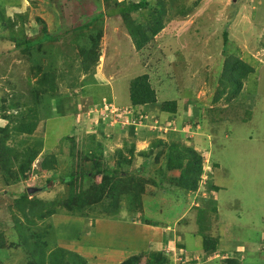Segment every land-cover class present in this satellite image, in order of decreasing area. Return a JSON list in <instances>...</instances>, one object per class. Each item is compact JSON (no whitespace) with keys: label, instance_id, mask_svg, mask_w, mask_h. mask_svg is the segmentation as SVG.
<instances>
[{"label":"rangeland","instance_id":"obj_1","mask_svg":"<svg viewBox=\"0 0 264 264\" xmlns=\"http://www.w3.org/2000/svg\"><path fill=\"white\" fill-rule=\"evenodd\" d=\"M112 1L0 0V12L3 13L0 18V97L12 90L10 80L15 81L20 93H26L27 83H36L44 74L35 73L32 62L15 47L14 38L8 31L12 29L11 25L14 24L13 31H17L24 22L26 33L32 36L45 23L52 34H59L80 26L97 13L107 12L113 7ZM162 1L165 5L162 29L144 50L136 48L119 14L104 16L91 23L88 31L76 32V41L67 36L54 45L46 44L45 50L50 49L53 59L45 57L43 68L51 60L60 65L56 56L63 50L59 57L63 59L61 67L66 68L69 61L79 57L81 47L90 42L97 44V63L86 72L75 74L76 67L73 68V74L79 76L78 87L69 84L71 77L67 72L58 89L60 94L68 93L67 103L76 99L79 112L84 108L88 110L85 119L79 112L77 116L65 112L61 116L43 118L32 135L20 134L16 140H7V144L17 150L26 145L23 140L27 144H43L25 179L7 186L8 170L4 173L5 169L0 168V237L4 244V248H0V264H26L31 251L19 236L12 213L19 217L21 231L28 224L14 211L13 195L23 194L27 187L42 185L46 188L29 194V198L52 200L56 205H48L46 212L51 213L32 225L34 228L28 237L45 246L46 256L55 247H62L83 257L87 264H119L124 256H115L123 254L126 257L134 253L130 250L148 249L151 240L155 242L152 246L155 250L164 249L172 241H180L192 251L191 254L199 255L200 264L227 263L213 258V253L204 254L203 237L208 235L220 236L219 254L228 250L234 264H264V0H172V4L170 0ZM186 8L187 13H180ZM224 31L228 32L227 40ZM14 37L20 38L15 33ZM232 52L244 59L254 58L251 64L254 70L246 79L242 101L221 97L217 102H211L219 86L217 76ZM144 73L150 74L158 98L156 104L145 107L149 112L145 122L153 123L157 118L154 127L157 131L148 135L136 133L135 136L130 132L134 126L124 125L121 118L115 120L120 115L107 112L111 114L107 117L106 111L94 108L112 103L120 112L130 107V82ZM3 100L0 98V105L3 104L0 128L12 125L3 115L21 109L8 110L6 105L10 102ZM172 100L178 102L175 115L160 107L161 103ZM188 100L193 104L200 103V108L195 110V105ZM4 105L6 108L2 109ZM71 106L75 107L76 103ZM123 119L127 122L129 118ZM80 121H84V125L79 126ZM75 126L79 127L75 140L80 143L81 157L74 161L70 156V139L61 143L60 138L72 135ZM109 126L115 129L110 131ZM230 127L233 134L227 137ZM137 130L138 133L148 131L146 125H138ZM92 137L96 141L93 142ZM157 137L166 141L174 139L200 155L203 158L202 176L196 191L170 186L166 179L160 181L161 187H168L165 195L160 187L145 181L144 217L160 222L159 226L141 223L136 226L128 215L132 210L131 200L121 193L110 196V184L106 185L103 177H91V172L97 169V162L115 166L120 160L117 151L129 155L124 145L133 142L134 160L128 166L131 174L117 175L111 183L118 184L120 179H127L132 185L121 187L133 189L137 186L133 182L136 183L141 175L146 178L156 176L157 180V169L162 164L150 166L145 171L142 168L144 157L140 155L148 149L151 139ZM92 149L97 150V162L92 157ZM52 155L56 160L55 168L41 170L40 162ZM73 165L89 173L84 176L83 189L98 188L97 198L94 199L95 193H91L90 200L94 202L85 207H66L63 202L69 185L61 181ZM133 169L141 174H134ZM179 173V170H165L168 176L176 177ZM49 177L53 178L50 183L46 180ZM212 184L219 189L211 190ZM155 201L159 202V208L151 209ZM173 203L175 206L168 208ZM182 216L184 219L179 223L177 219ZM140 226L143 230L136 228ZM167 227L170 229L166 230ZM173 248L174 245L171 250Z\"/></svg>","mask_w":264,"mask_h":264},{"label":"trees","instance_id":"obj_2","mask_svg":"<svg viewBox=\"0 0 264 264\" xmlns=\"http://www.w3.org/2000/svg\"><path fill=\"white\" fill-rule=\"evenodd\" d=\"M106 1L108 2L112 0ZM162 2V0H157V2L153 4L151 0H113V7L107 12L97 13L91 18H87V21L80 26H76L71 30H67L59 34H52L45 23H43L38 32L32 36H29L26 33L24 22L21 25V29L17 31H13L14 24L10 26L12 29H9L8 31L14 38L13 41L15 42V47L20 48V52L23 54L22 56L26 57L32 62L31 64L33 69L36 68L37 71L35 73L38 74L42 72L44 74L39 77L36 83H32V85L29 84L30 82L28 80L29 83H27L28 89L26 93H20V91L16 89L17 86H15V81L10 80L9 85L12 90L4 92V95L0 97L1 100L4 99L3 101L9 100L10 103L6 105L9 108L8 110H14L21 107L17 113L15 110V112L9 111V113L3 115L5 118L11 121L12 125L10 126L7 124L4 128H0V168L5 169L3 171L4 173L8 170V175L5 178L7 181V186L8 184L17 183L26 178L27 172L30 170L32 162L38 156L43 144L41 142L27 144L28 142H25V140L22 138L21 141L23 140L26 145H24L21 150H17L15 147L7 144V140L9 138L16 140L17 136L20 134L32 135L36 130L37 124L43 118L49 119L51 117L61 116L65 112L74 114L75 116L79 112L76 99L74 98L73 100L72 97V101L67 103L66 100L68 93L60 94L58 92L59 83L61 80L64 81L66 79V73L69 72L68 76L71 77L69 84L72 87H78L77 81L79 76L75 74L89 71L91 66L95 65V63L98 61L99 51L98 47L96 46L97 44L89 41L90 43L88 45L80 48L81 52L78 54L79 57L69 61L66 68L61 67L63 59L59 57L64 50L61 51L58 56H56L59 63L61 62L60 65L50 59L51 63L49 62L47 67L43 68L42 60L45 57H51L53 59V56L50 55V49H48L47 52L45 50L46 44L59 43L63 37L66 38L67 36H70L72 41H76V32L82 31L83 29H87L85 31H88V27L91 26V23H94L97 19L101 20L104 16L111 17L119 14L122 16L125 25L128 27L129 34L132 37L136 48L139 51L144 50L145 46L148 45V43L162 29V20L165 8L164 3ZM170 2L172 4V0H170ZM192 4L194 5L195 3ZM180 13H187V8L184 11H180ZM1 14L3 13L0 12V18ZM14 33L20 36V38H15ZM224 38L225 40L228 38L227 31H224ZM252 59H254L252 56L244 59L233 52L230 56H227L221 74L217 76L219 86L216 88V93L211 102H217L221 97H224L228 101H235L238 98L240 101H242L241 94L243 93L246 79L254 70V67L251 65ZM64 60L67 61V59ZM73 68L76 70L75 74H73ZM13 86L15 88H13ZM246 95H248V93ZM129 96L131 107L134 111V119H139L142 117V115L149 114V112L145 110V107L154 105L158 101L157 90L156 87L153 86L150 74L144 73L131 80ZM188 102L191 101L188 100ZM75 103V107L71 106ZM2 105H0V107ZM193 105H195V110H197V107L200 108V103ZM6 106L4 105L2 109H5ZM68 107H72L69 112L67 111ZM160 107L162 111L171 112V114L175 115L177 114L178 110V102L176 100L163 102L161 103ZM87 110V108H84L78 114L82 116L83 119H85ZM240 117L244 118V116ZM153 123H148L146 125L148 131H144V133L137 132V135L154 134L151 132L157 131V129L154 130V127H156L157 124L155 122ZM78 125H84V121H80ZM109 128L110 131L115 129V127ZM78 129L79 127L77 128L75 126L72 135L67 134L60 138L61 143L66 139H70V156L74 161L81 157L78 152L80 143L75 140L76 131H78ZM228 130L229 132L227 133V137L233 134L231 127ZM132 131H135L134 127H131L130 132L132 133ZM171 131L174 132L172 129ZM133 135H135V133ZM103 136L106 138V133ZM109 137L113 138L112 135H109ZM250 137L252 138V136ZM92 140L93 142L96 141L95 137H92ZM128 144L129 143L126 142L124 148L128 150L129 155H124L121 150L117 151V153L120 155V160H118L119 163H115V166H109L108 164H102L100 162L98 163L96 161L97 150L92 149V157L97 162L95 163L98 167L96 166L97 169L93 167L95 170L91 172V177H103L104 183H106V185L110 184L111 186L110 196L121 193L124 197H127L128 200H131L130 205L132 210L128 211V215L133 223L159 226L160 221L151 220L150 218L144 217L145 207L143 195L146 190L144 185L145 181H151L155 186L160 187L161 192L164 195L166 194L168 187L164 185L161 187L160 181L163 182L165 179L170 181V186L181 187L187 191H196L202 176L203 158L196 154V152H194L191 148L182 145L174 139L169 141L159 137L151 139L148 149L140 153V155L144 157L142 168H144L146 171L148 170V167L150 168V166L162 164L157 169L158 179L156 180V176L146 178L141 175L137 177V181L134 180L136 183L133 182V184L137 186H134L133 189L129 186L121 187V185H132V182L127 179H120L118 184H114L111 183V180L117 175L126 176L132 172L128 166L134 160L135 145L132 142L129 144V147ZM163 160H166V162H162ZM55 163L56 160L54 155L51 157H45L40 162V169L43 171L53 170L55 168ZM164 167L168 172L170 170H179L180 173L176 177H173V175L168 176L165 174V170H162ZM133 171L136 175L141 174V171L138 172L135 169H133ZM88 174L89 173L84 172L83 169L77 168L75 165H73L71 171L67 173V175L63 176L61 181L62 184L69 185L66 196H63L65 197L63 202L66 207H72L74 205L85 207L87 204L93 203L94 201L90 200V195L93 192L95 193L94 199L97 198V187L91 190L82 188L84 176ZM46 180L50 183L53 181V178L49 177ZM38 187L46 188L45 185ZM218 189V186L214 184L211 185V190L216 191ZM13 196L15 197L14 211L21 214L28 224L25 230L21 231L19 217H17L14 212L12 213V216L14 217V220L12 219L14 226L19 231L18 234L23 239L24 244H26L27 248L31 251L26 264H87L83 257L62 247H55L52 249L49 253V258H47L45 255V246L37 240H30V237H28L32 232V228H34L33 226L37 224V221L43 220L47 214L51 213V211H46L48 210V205H56L55 201L49 200V202H47L40 198H29L30 195L27 191V188L24 189L23 194H14ZM158 203L159 202L156 203V201L153 202V204L150 206L151 209L159 208ZM173 204L169 205L168 208L174 207L175 204ZM183 219L184 218L181 217V219L178 218L177 221L180 223ZM185 219L187 220V218ZM203 240L202 248L204 249V254L213 253V258H219L221 261L227 262L225 264L235 263L233 257L229 256L228 250L227 252H224L225 254L220 253L221 255H218L220 236L209 237L206 235L203 237ZM175 245L183 251L187 249L185 243L180 241H175ZM0 248H4L1 237ZM151 248L152 246H150L148 249L140 250L139 252H137V249H133L130 251H133L134 253L126 255V257L123 254L115 257L119 258L124 256L121 263L119 264H172V254L170 256V254L167 253V255L163 250H155V248H152L154 250H151ZM165 248H167V246ZM191 252V250H188V255H190L187 257L188 261L190 259L191 262L193 261L194 263L198 264L200 259L199 255L193 253L191 254ZM185 256L187 255L184 253L182 257Z\"/></svg>","mask_w":264,"mask_h":264},{"label":"clouds","instance_id":"obj_3","mask_svg":"<svg viewBox=\"0 0 264 264\" xmlns=\"http://www.w3.org/2000/svg\"><path fill=\"white\" fill-rule=\"evenodd\" d=\"M112 106V103H106L105 104V106H103V107H100V108H94L95 110H102V112L103 111H106V116L107 117H110V115L112 114L108 109L106 110V107H111ZM119 110V109H118ZM129 111V114L127 113ZM107 112H110L111 114H107ZM120 113H124V114H122V116L121 117H119V118H115V120L116 119H120V118H122V120L123 121H121L123 124L124 123H126L127 125L126 126H134V130H135V132L137 133L138 131H137V126L138 125H147V122H145V120H148V117H149V114H144V115H142V117H140L139 119H134V117H133V113H134V111H133V109H132V107L130 106V107H126V108H124V109H121V111H120ZM118 117V116H117ZM131 117V120L130 119H128V118H130ZM113 118V117H112ZM123 118H126V119H128V121L127 122H125V120L123 119ZM144 119V120H143ZM155 120V123H157L158 122V119L157 118H154ZM125 125V124H124ZM124 125H122V127H121V129H123L124 128ZM109 127H111V126H109ZM97 128V127H96ZM172 130H174V131H176V129H172ZM135 133V134H136ZM111 136V135H110ZM136 136V135H135ZM108 137H109V135H108ZM146 150V149H145ZM37 188H39V190L38 191H40L42 188H40V187H37ZM27 189H28V187H27ZM28 191V190H27ZM38 191H36V192H38ZM34 194V193H33ZM185 216V215H184ZM184 216H182V218L184 217ZM219 244H220V242H219ZM219 246H221V244L219 245ZM218 246V247H219ZM179 247H177L176 245H175V242H174V248H173V250H171V247L169 246H167V248H164V249H160V250H163V251H165V253L167 254H170V256H171V254L173 255V257L171 256V258H172V264H191V260L189 259V261H188V259H187V257L188 256H190V255H188V250L187 249H185L184 251L182 250V249H178ZM203 249V248H202ZM204 250V249H203ZM221 249L219 248V251H220ZM45 252H46V250H45ZM185 253V255H187V256H185V257H182V255ZM167 254V255H168ZM46 255V254H45ZM218 255H220L219 254V252H218ZM47 258H49V255L48 256H46Z\"/></svg>","mask_w":264,"mask_h":264},{"label":"crops","instance_id":"obj_4","mask_svg":"<svg viewBox=\"0 0 264 264\" xmlns=\"http://www.w3.org/2000/svg\"><path fill=\"white\" fill-rule=\"evenodd\" d=\"M134 133H136L135 131H132V134H134ZM179 219H181V217L179 218ZM135 224V223H134ZM136 226H139V224H135ZM140 225H144V224H140ZM146 226V225H145ZM148 227H152V226H148ZM136 228H138L139 230H143L142 228H143V226H140V227H136ZM144 229L145 230H150L149 228H146V227H144ZM170 229V227L168 228H166V230H169ZM157 236H158V234H157ZM161 237H162V235H161V233H160V239H161ZM159 239V240H160ZM159 240H158V242H159ZM155 241H156V239H155ZM149 244L151 245V246H153V245H155V242H153L152 240H151V243L149 242ZM161 244H160V242H159V246H160ZM174 245V241H172L168 246H173ZM158 249V248H157ZM191 264H196V263H194L193 261L191 262ZM199 264V263H198Z\"/></svg>","mask_w":264,"mask_h":264},{"label":"built area","instance_id":"obj_5","mask_svg":"<svg viewBox=\"0 0 264 264\" xmlns=\"http://www.w3.org/2000/svg\"><path fill=\"white\" fill-rule=\"evenodd\" d=\"M109 110L112 114L114 113H116V115H120V116H118V118L119 117H121L122 116V114H124V113H120L119 111H118V109H116V108H114L113 106H111V107H106V110ZM128 114H129V111L127 112ZM130 120H131V117L129 118ZM117 120V119H116Z\"/></svg>","mask_w":264,"mask_h":264},{"label":"water","instance_id":"obj_6","mask_svg":"<svg viewBox=\"0 0 264 264\" xmlns=\"http://www.w3.org/2000/svg\"><path fill=\"white\" fill-rule=\"evenodd\" d=\"M27 190H28V193H29V194H32V193L38 191L39 188H37V187H28Z\"/></svg>","mask_w":264,"mask_h":264}]
</instances>
